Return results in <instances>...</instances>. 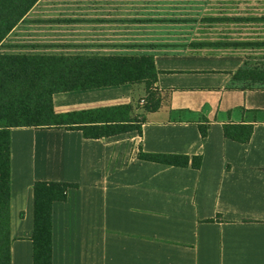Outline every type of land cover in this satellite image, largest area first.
<instances>
[{
    "label": "crops",
    "instance_id": "1",
    "mask_svg": "<svg viewBox=\"0 0 264 264\" xmlns=\"http://www.w3.org/2000/svg\"><path fill=\"white\" fill-rule=\"evenodd\" d=\"M0 48L150 56L159 102L148 110L144 81L53 96L58 113L129 104L140 133L11 128V264H33L36 180L78 184L52 205L53 264L69 263L62 248L72 264H264V87L250 76L264 72V0H38ZM226 124L252 134L240 142ZM61 219L87 238L54 240Z\"/></svg>",
    "mask_w": 264,
    "mask_h": 264
},
{
    "label": "trees",
    "instance_id": "2",
    "mask_svg": "<svg viewBox=\"0 0 264 264\" xmlns=\"http://www.w3.org/2000/svg\"><path fill=\"white\" fill-rule=\"evenodd\" d=\"M38 0H0V45L7 34ZM242 71L238 76H243ZM250 76H253L250 73ZM157 70L150 56H106L72 54H21L0 52V264H11V141L15 127H62L78 129L86 138H102L136 130L142 117H131V106L120 104L58 113L53 96L59 92L144 81L150 104L159 102L151 90ZM252 125L226 124L225 135L246 142ZM206 134L207 127L200 125ZM140 158L168 165L187 166L183 154L140 152ZM199 167L200 157H192ZM77 183L36 180L33 188V264H52V205L67 198Z\"/></svg>",
    "mask_w": 264,
    "mask_h": 264
},
{
    "label": "rangeland",
    "instance_id": "3",
    "mask_svg": "<svg viewBox=\"0 0 264 264\" xmlns=\"http://www.w3.org/2000/svg\"><path fill=\"white\" fill-rule=\"evenodd\" d=\"M0 52H1V48H0ZM252 75H253L254 78H257V80L253 82V84L257 85V86L264 87V72L252 73ZM21 216H23V214H21ZM52 219H53V213H52ZM59 222H60L61 231L55 232L54 240H59L58 242H60V241L71 242L73 239H85V238H87V237H85L83 235V233H82L81 236H79L78 233L75 234L73 232L67 231V229L70 228L69 219H65V221H63L61 219V220H59ZM65 230H66V232H64ZM52 242H53V232H52ZM59 244L60 243H58V245ZM52 247H53V244H52ZM59 251L62 252L63 256L66 255L65 259L66 260L68 259V262H69V263H66V264H72L71 263L72 262L71 256L66 254L69 250L66 249V248H62V249H59ZM52 264H53V255H52Z\"/></svg>",
    "mask_w": 264,
    "mask_h": 264
}]
</instances>
